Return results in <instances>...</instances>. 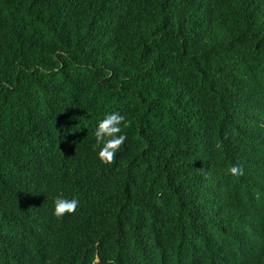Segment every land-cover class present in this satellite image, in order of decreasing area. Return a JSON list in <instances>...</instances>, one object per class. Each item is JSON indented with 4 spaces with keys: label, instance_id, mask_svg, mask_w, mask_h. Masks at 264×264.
<instances>
[{
    "label": "trees",
    "instance_id": "trees-1",
    "mask_svg": "<svg viewBox=\"0 0 264 264\" xmlns=\"http://www.w3.org/2000/svg\"><path fill=\"white\" fill-rule=\"evenodd\" d=\"M94 260L264 264V0H0V264Z\"/></svg>",
    "mask_w": 264,
    "mask_h": 264
},
{
    "label": "clouds",
    "instance_id": "clouds-1",
    "mask_svg": "<svg viewBox=\"0 0 264 264\" xmlns=\"http://www.w3.org/2000/svg\"><path fill=\"white\" fill-rule=\"evenodd\" d=\"M125 120V116L119 112H111L97 122L94 137L95 143L99 148L97 158L102 164L111 163L120 146L124 143L126 136L121 134V126L122 124L126 126ZM227 173L233 177H237L243 174V169L238 165H232L227 169ZM78 203L79 201L75 197L71 199L57 197L54 200L53 215L62 218L66 213H75ZM93 264H96L95 260Z\"/></svg>",
    "mask_w": 264,
    "mask_h": 264
}]
</instances>
